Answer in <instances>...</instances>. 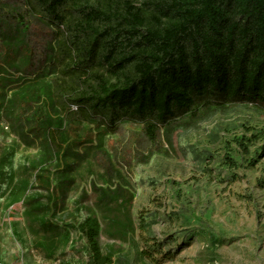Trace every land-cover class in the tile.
Here are the masks:
<instances>
[{
	"label": "rangeland",
	"instance_id": "rangeland-1",
	"mask_svg": "<svg viewBox=\"0 0 264 264\" xmlns=\"http://www.w3.org/2000/svg\"><path fill=\"white\" fill-rule=\"evenodd\" d=\"M12 1L0 0V16ZM47 40L34 26L35 64ZM7 97L0 100V264H98L80 229L87 217L101 223L112 264H264L263 106L210 112L171 144L163 131L151 141L137 123L123 122L115 134L92 124L82 137L64 134L54 155L12 131L2 111ZM42 217L60 230L43 229Z\"/></svg>",
	"mask_w": 264,
	"mask_h": 264
},
{
	"label": "trees",
	"instance_id": "trees-1",
	"mask_svg": "<svg viewBox=\"0 0 264 264\" xmlns=\"http://www.w3.org/2000/svg\"><path fill=\"white\" fill-rule=\"evenodd\" d=\"M13 1L0 16V100L8 96L4 117L26 145L56 155L66 133L97 124L115 134L123 122L153 142L163 131L171 144L210 112L264 107V0ZM36 25L48 39L39 65L29 43ZM80 229L92 260L112 264L98 219Z\"/></svg>",
	"mask_w": 264,
	"mask_h": 264
}]
</instances>
